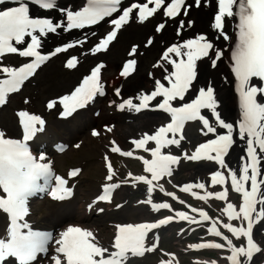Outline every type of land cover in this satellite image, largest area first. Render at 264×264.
I'll use <instances>...</instances> for the list:
<instances>
[{"label":"snow or ice","instance_id":"1","mask_svg":"<svg viewBox=\"0 0 264 264\" xmlns=\"http://www.w3.org/2000/svg\"><path fill=\"white\" fill-rule=\"evenodd\" d=\"M5 2L6 0H0V5ZM17 3L19 6L0 10V72L7 77L0 79V105L7 102L10 93L19 92L25 81L34 76L36 70L51 56L66 52L68 48L75 46V44L70 43L66 47H57L50 55L42 54L40 48L43 37L50 33H56L63 25L54 23L48 18H33L27 3L23 0H17ZM34 3L42 9L56 7L55 0H34ZM149 4L154 5V7H149ZM195 4L199 7L201 0H195ZM121 5L122 0H88L87 6L81 11H69L67 13V29H82L88 25L98 24L106 17H112L114 13H118L121 10ZM164 5L165 0H147V3H134L124 9L119 18L111 21L114 30L99 41L92 49V53L107 51L118 31L129 22L134 10H138V19L144 22L156 14ZM184 6L185 0H172L166 6L165 14L170 18H175ZM225 17L238 18L236 23L238 39L231 59L234 62L232 71L238 81L237 91L242 113L238 135L241 139H247L246 152L249 160L244 162L240 175L236 170L228 168L231 187L236 193L242 195V204L237 210L233 203H227L223 211L227 214L229 222L223 223V228L227 229L237 239L246 238V242L244 245L236 246L229 236L223 235L218 230L217 222L213 221L209 231L216 237H222L226 241V245L213 242L201 243L192 247L223 249L227 246L230 255L226 259L230 261V264H242L241 257L247 261V264H251L254 254L264 251L253 237L254 223L264 219V191H261L260 188L261 185H264V179L258 180L261 175L259 169L261 157L257 153V148L261 153H264V102H259L257 99L258 95H264V86L257 87L252 84L253 77L264 80V0H218V12L214 17L213 28L218 30L227 40L229 36L223 32ZM158 28L162 30L164 24H160ZM26 38H30V41ZM21 45L25 47H19ZM213 49L214 45L204 35L196 39H189L182 45L169 47L163 55V59L174 68L164 77L169 86H165V83L157 80L155 88L150 94L145 93L138 97L140 101L138 104L134 103L133 99H127L119 104V109L122 111L127 108L139 112L149 109L150 102L161 97L162 100L152 110H162L171 117V121L166 126L159 127L154 134H145L143 138L133 141L137 149L151 153L152 159L150 160L143 156L136 157L143 160L145 170L151 174V178L149 179L145 175L133 177L136 181L148 185L147 191L149 193L156 186L154 182L172 175V165L178 163L179 158L174 155L163 154L162 149L171 145L180 146L181 141L185 138L182 130L188 121H201L203 123V135L208 136L211 133L215 135V138L199 144L195 153L187 156V158L192 160L206 159L217 162L222 168L228 167L224 157L228 155L234 143V125L222 119L217 111L218 103L214 89L210 86L206 89L199 88L198 94L194 98L185 101L186 94L189 93L197 78L196 62L208 56L209 51ZM9 54H18L21 57L32 59L18 68L9 67L3 65L2 62L3 58ZM131 54H135V49L132 50ZM170 54H174L180 59H173ZM222 56V51H216L215 59H220ZM77 64V58L73 57L67 61L66 67L72 69ZM135 64L134 59L129 60L121 75L125 78L128 77L134 71ZM212 66L215 67V60H213ZM103 67V64L96 66L91 74L84 78L79 87L71 94L60 98L59 103L63 107L62 116L68 117L78 109L85 108L97 95H104V87L100 80ZM117 95H119V91H117ZM173 102H179V106H173ZM54 106L55 101L49 102L48 108L51 109ZM203 109L211 111L218 126L226 130L225 134H217V128L212 126L210 120L201 114ZM18 117L23 128V140L6 138L4 131L0 130V189L6 194V197L0 195V210L7 213L11 220L10 239L7 242L0 239V264L8 257H15L19 264H32L38 254L47 253L46 244L52 237L33 231L27 222H22L25 221V217L29 213L28 201L31 196L37 191H50V195L54 199L64 200L73 194L72 189L67 187L68 181L66 179L60 176L53 178L52 166L46 162H39L44 161L45 157L41 155L38 161L30 150L28 141L37 132L43 131L45 121L40 116L26 111L19 112ZM111 130V128L108 129V131ZM169 133L171 138L168 137ZM177 134H179L178 139L176 138ZM93 135H99V132L94 131ZM149 141L155 143L154 148L150 149L146 146ZM111 150L122 156H133L132 151H122L119 147H113ZM107 167L110 174L106 179L112 181L115 173L110 162ZM78 173L79 170H73L70 177H76ZM42 178L45 180L53 178L54 186L50 190L46 186H42L39 183ZM226 181L227 177L221 171H216L211 175L212 185H226ZM249 181L250 188L246 187ZM119 187L120 184L118 183L107 184L103 189V194L98 199L110 202L113 190ZM194 187L205 189V184H188L181 190L188 192ZM160 191L164 192L163 186H160ZM165 194L174 197V193ZM192 195L196 196V193L193 192ZM208 197L226 201L228 198L227 187L223 191L208 192L206 196H198L197 198L204 200ZM180 202L183 203V201ZM148 203H151V200ZM257 205L261 206L259 210H257ZM152 207L158 211L169 209L171 205L159 203L153 204ZM100 211L102 212L103 209ZM192 211L196 212L197 209L193 208ZM199 215L204 221L211 219L204 211H200ZM176 216L180 220L195 222L194 218L189 217L185 212H177ZM173 219L174 217L169 216L167 219L160 220L159 223L117 225V232L113 240L114 251L111 252L99 245L90 230L75 226L68 227L60 234L59 239H56L55 243L58 247L55 249L56 255L52 259L54 264H61V255L65 264H127L129 254L143 256L145 253L155 252L157 245L146 246L148 233L171 223ZM234 220L241 221V226H234L231 223ZM244 221H247L246 227L243 226ZM162 264H172V261H163Z\"/></svg>","mask_w":264,"mask_h":264},{"label":"rangeland","instance_id":"2","mask_svg":"<svg viewBox=\"0 0 264 264\" xmlns=\"http://www.w3.org/2000/svg\"><path fill=\"white\" fill-rule=\"evenodd\" d=\"M208 18L210 19V16H208ZM131 27L134 26H130V28ZM192 31H195V27L192 29ZM145 35L146 34H144L137 41L140 43L144 39ZM130 43L131 42H127L123 46L124 50ZM156 44L158 46L156 45L155 54L158 52L159 47L161 46L159 45L158 41ZM106 54H103L100 58L108 63ZM122 58L123 56L121 54L115 65H113L111 68L105 69L104 74L106 76L107 83H109L111 80H114L116 83L119 81V76L117 74L119 67L117 68V66ZM61 59L62 58H57L43 67L37 73L35 78L29 81L28 84L13 97L10 104L0 110V124H5L6 128H10L12 133L16 134L17 125L12 113V109L15 107H17V109L27 108L32 112L46 115L48 118V123L44 129L45 134H43V131H41L42 138H50L52 136L54 139L62 138L70 141L79 139L82 140L80 148L76 150L70 148V150L64 155L55 156V166L58 170H62L66 165L72 164H79L83 167L81 177L79 178L77 194L73 198V201L57 204L53 202H45V204H41L42 202H37L34 204V215L32 218L35 220L38 226L43 227L51 225L62 226L67 222H77L78 224L85 225L93 224L98 227V241L100 246L108 248L112 242L113 235V232L108 227L109 221L141 222L156 218L162 213L159 211L150 210L145 205L134 203V197L137 196V194H143V191H137L132 188H124L118 192L117 196L119 197H116L119 201L124 202V206H122L121 209H111L110 212H105L100 216H93V218L88 220L79 219L83 216L81 205L82 198H87L97 191L96 181H101V176L104 172L100 155L104 151H107V153L109 152L106 147L102 145L100 139L101 136L99 139H97L90 135V128L92 126L100 128L99 124L101 122H104L105 124L114 123L117 130H121L120 136L117 135L118 132L116 133V137L120 142V146L123 149H132L134 145L133 141L141 139L139 135L142 132H145L146 129H150L152 123L154 124L155 122L149 121L150 116L147 113L136 116V118L132 121H126L128 116H118L115 113H111V111H109V109L104 106H100V109H104L100 111L99 117H94L92 115V110L94 109L92 108L90 110L77 113L68 120L57 119L54 112H50L45 109V99L50 98L63 90L66 91L69 86L72 85L75 80H77L80 73L84 71V69H80L79 67L72 71L64 69L60 65ZM147 64L148 61H145L144 65L147 66ZM53 67L56 68V71L58 70L56 77L50 76L49 74ZM142 71H145L144 66H142ZM135 75L126 80L125 83L133 80ZM69 78L74 79L66 82ZM2 113H5V118L3 116L1 117ZM117 117H119L121 122L117 121ZM199 131L200 124L197 125V123L193 122L184 125V141L180 147L172 148V150H174L176 153L181 154L182 158L178 163L172 165V175L168 178L163 177L162 181L168 188H173L175 186L184 187L188 184L196 185L199 183H204L205 189L196 187L192 188L193 190L191 189L196 193V197L193 198L192 201L197 205L208 208L216 218L223 220L225 223L224 219H222L224 211L220 202L215 201L212 197H208L204 200L197 198L198 196H206L208 192H216L219 189L215 188V185H212L210 173L215 172L217 169L222 171L224 169L220 167L219 164V166H217V164L212 166L190 164L188 162L189 160L187 155L189 151L193 150L199 141L204 140L200 137ZM128 138H132V141H123ZM236 152L238 151L236 147L233 146L227 158L225 159L226 165L231 169L233 168L231 167L230 163L234 153ZM127 162V160H117V170H123V168L128 165ZM134 163L130 162L129 164L132 166ZM201 170L203 171L201 172ZM239 172L240 175V167ZM146 198L153 199L156 197L154 195H150ZM254 231V237L261 245V243H264V222L257 224ZM203 236H209V232L205 228H197L194 231H190L188 229L183 230L181 226H172L165 229L158 236L156 241H152L150 244L146 245L148 247L157 245L155 252L145 253L143 256H129L127 259V264H162L163 261H172L173 258H181L182 264H206V258L203 255H209L208 253L192 254L191 251L187 250L188 245L191 246L193 243L199 242ZM219 256V253L214 255V257ZM244 264H247V261H245ZM251 264H264V251L256 255L251 261Z\"/></svg>","mask_w":264,"mask_h":264},{"label":"bare ground","instance_id":"3","mask_svg":"<svg viewBox=\"0 0 264 264\" xmlns=\"http://www.w3.org/2000/svg\"><path fill=\"white\" fill-rule=\"evenodd\" d=\"M73 3H77L76 0H73ZM193 3H195V0H193ZM217 3V0H201V4L199 7L194 9L193 14H191L192 18L194 19V25L193 26H201L203 29H206L210 36V42L214 45V49L216 48H226L228 49L230 46V42H223L221 41L215 33L212 31L210 24H208V14L215 8ZM196 11V12H195ZM150 25L148 23H142L140 25H135L134 27L126 26L127 29L120 30L117 34L116 38L113 40L111 45H109L107 51L105 52L106 57L108 59V65L107 69L111 68L113 65L116 64L118 61V58L121 56V54H125L123 46L127 42H132L138 40L143 34L147 33ZM129 27V28H128ZM227 29L232 30L229 23H227ZM92 33L87 32L85 34H79V35H70L68 33H62L61 35L55 36L52 38V41L58 40V37H63L70 39L72 41H75L76 43H79L83 41L84 39H89L91 37ZM93 38V37H92ZM193 37H190L192 39ZM50 42L49 40H47ZM53 44V42H50L47 44V46ZM151 48V47H150ZM146 52L145 56L150 57L156 50V45H154L151 49ZM213 49V50H214ZM213 50L209 51V55L206 57L201 58L196 62V69H197V79L199 86L204 83H211L215 86L216 93L219 97L220 103L218 104V111L220 113V116L222 119H224L226 122L233 123L234 125V135H235V144L236 149L238 152L234 153L233 158L231 160V166L234 170L237 171L239 175V167L242 169L243 164L245 162V156L244 159H242V153L244 149L245 154H247V139H241L238 135V132L235 129L236 125V113H237V102L235 100V97L232 92V88H234V77L231 72V68L229 67V62L227 58V53L224 55L223 59L218 63L217 67L213 69L212 71L209 70V66L206 64V61L208 60V57L213 52ZM100 54V53H99ZM101 56V55H99ZM171 58L179 60V57H175L174 54L170 55ZM141 65H143L145 59L144 54L141 55ZM143 59V60H142ZM12 63H9L5 66H9ZM137 73V74H136ZM50 76L56 77L58 74V70L56 71V68L53 67L51 72L49 73ZM136 74V75H135ZM135 75V78L133 80L128 81L127 83H124L123 86V94L129 95L131 97L135 96V92L137 90L141 89H147L149 87V76L147 74H144V72L141 70V68L137 71H135L133 74ZM132 77V76H131ZM74 78H69L66 82H69L73 80ZM122 79V78H121ZM130 79V78H128ZM127 79V80H128ZM196 88H191V93H194ZM149 114V121L150 122H156L161 114L159 113H147ZM164 114V113H163ZM148 121V122H149ZM147 122V123H148ZM146 123V124H147ZM153 124V123H152ZM118 136H120V130L117 131ZM205 136V135H204ZM236 151V150H235ZM244 154V155H245ZM200 165H206L203 163H199ZM203 170H201L202 172Z\"/></svg>","mask_w":264,"mask_h":264}]
</instances>
